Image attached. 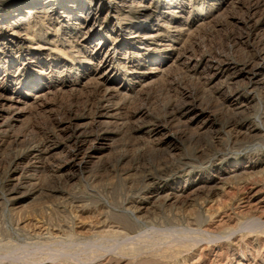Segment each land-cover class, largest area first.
I'll list each match as a JSON object with an SVG mask.
<instances>
[{"label": "rangeland", "instance_id": "obj_1", "mask_svg": "<svg viewBox=\"0 0 264 264\" xmlns=\"http://www.w3.org/2000/svg\"><path fill=\"white\" fill-rule=\"evenodd\" d=\"M118 3L0 32V264H264V0Z\"/></svg>", "mask_w": 264, "mask_h": 264}, {"label": "bare ground", "instance_id": "obj_2", "mask_svg": "<svg viewBox=\"0 0 264 264\" xmlns=\"http://www.w3.org/2000/svg\"><path fill=\"white\" fill-rule=\"evenodd\" d=\"M16 4L20 3V2H24L26 0H15ZM106 1H113L114 3H118L120 5L118 6H122V3L125 2H130V3H137L141 0H106ZM70 2V0H29L28 3H26L24 6H18L17 9H13L11 11H8V8L10 7V5H2L0 6V32H4V33H8L11 30V25L14 23H19V21L23 20L24 18L26 19V17L29 14L34 13V11H32L31 9H29L30 6L32 5H37V6H41L42 7V11L47 14H57V11L59 9L65 8L63 6V4ZM91 5H89V7H86V24L89 26L90 21L94 18L93 17V9H92V3L90 1ZM67 7V6H66ZM28 8V9H27ZM61 17V16H60ZM28 18V17H27ZM91 26V25H90ZM92 28V27H91ZM153 29V27L151 28ZM150 29V30H151ZM3 34V33H2ZM9 36V35H8ZM102 84V83H101ZM100 84V85H101ZM106 90V89H105ZM111 90V89H110ZM109 90V91H110ZM107 91V90H106ZM110 92H113L110 91ZM109 93V92H108ZM112 96V95H111ZM110 96V97H111ZM2 97V96H1ZM2 99V98H1ZM18 100L8 97L5 99V103L12 107V106H16L18 105V103L16 102ZM2 106V105H1ZM14 106V107H15ZM6 107V106H5ZM188 108V107H187ZM8 109V108H7ZM6 110V109H5ZM188 110V109H187ZM196 114V113H195ZM260 119V118H259ZM258 119V120H259ZM257 120V121H258ZM263 121V120H262ZM261 123V121H260ZM249 131V130H248ZM248 167V166H247ZM158 187V186H157ZM169 194V193H168ZM154 195V194H153ZM148 197V196H147ZM152 197V196H151ZM150 197V198H151ZM144 198V197H143ZM142 199V198H141ZM146 199V198H145ZM165 199V198H164ZM163 201V200H162ZM185 201V200H184ZM164 202V201H163ZM142 208V207H140ZM139 208V210H140ZM141 213V212H140Z\"/></svg>", "mask_w": 264, "mask_h": 264}]
</instances>
